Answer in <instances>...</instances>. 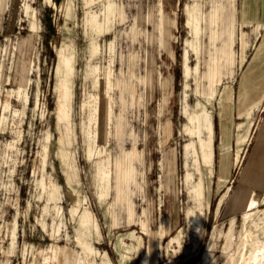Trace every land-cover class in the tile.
Returning <instances> with one entry per match:
<instances>
[{"label": "rangeland", "instance_id": "rangeland-1", "mask_svg": "<svg viewBox=\"0 0 264 264\" xmlns=\"http://www.w3.org/2000/svg\"><path fill=\"white\" fill-rule=\"evenodd\" d=\"M237 2L0 0V264H264Z\"/></svg>", "mask_w": 264, "mask_h": 264}, {"label": "crops", "instance_id": "crops-1", "mask_svg": "<svg viewBox=\"0 0 264 264\" xmlns=\"http://www.w3.org/2000/svg\"><path fill=\"white\" fill-rule=\"evenodd\" d=\"M237 11L234 29L248 30L234 40L229 36L224 43L237 47L236 57L241 67L237 100L243 113L247 108L264 106L261 103L264 99V0H238ZM230 24H234V20L231 19ZM233 74L237 75L235 71Z\"/></svg>", "mask_w": 264, "mask_h": 264}, {"label": "bare ground", "instance_id": "bare-ground-1", "mask_svg": "<svg viewBox=\"0 0 264 264\" xmlns=\"http://www.w3.org/2000/svg\"><path fill=\"white\" fill-rule=\"evenodd\" d=\"M163 1V3H164V5H166V4H169V5H171V3H172V1L173 0H162ZM153 3H155V0H153ZM152 4V3H151ZM155 4H153V6H154ZM170 8V7H169ZM164 10V9H163ZM166 10V9H165ZM171 10V9H170ZM114 11L117 13V15H119V14H121V8L120 7H115V9H114ZM156 11V10H155ZM170 13H171V11H170ZM138 14H139V22L140 21H142V19H143V16H144V14L142 13V11H139L138 12ZM168 16V15H167ZM151 18V16L147 13V16H146V22L148 21V22H150V19ZM170 19H171V17H170ZM152 20L155 22V20H156V15H154V16H152ZM147 22V23H148ZM172 25V24H171ZM171 28V27H170ZM157 30V29H156ZM170 30V29H169ZM148 36H149V34H147ZM170 36V35H169ZM148 41V40H147ZM150 83V82H149ZM165 86V85H164ZM165 89V88H164ZM222 118H223V122H224V126H223V131H224V133H226L227 131H228V126H229V124H228V121H229V119H230V116H231V108H230V106H229V101H228V99L226 98L225 100H224V102H223V104H222ZM242 111V110H241ZM203 121L205 120V117H202L201 118ZM200 133H201V131H200ZM126 164V163H125ZM127 164H128V162H127ZM228 164H229V158L228 157H226V155H223L222 157H221V163H220V169H221V171L223 172V173H226L227 171H228ZM127 166V165H126ZM125 166V167H126ZM126 170V169H125ZM125 172V171H124ZM127 173V172H126ZM131 174V173H130ZM248 217H250V216H248V215H245L244 214V219L246 220ZM254 225H256V222H254ZM151 236V235H150ZM244 238L245 237H241L240 238V240H244ZM255 236H251V240L255 243ZM54 250V245L52 244L50 247H49V252H52ZM48 253H46L45 254V256H44V259H43V263H47L48 261H49V259H50V257H51V255L50 256H48L47 255ZM241 262V261H240ZM242 264H243V262H241Z\"/></svg>", "mask_w": 264, "mask_h": 264}]
</instances>
